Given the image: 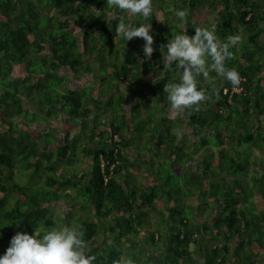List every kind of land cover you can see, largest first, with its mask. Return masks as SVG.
Masks as SVG:
<instances>
[{"label":"trees","instance_id":"trees-1","mask_svg":"<svg viewBox=\"0 0 264 264\" xmlns=\"http://www.w3.org/2000/svg\"><path fill=\"white\" fill-rule=\"evenodd\" d=\"M105 6L0 0V254L17 231L68 224L93 264H264V0H153L149 59L115 32L144 21L106 23ZM177 9L189 36L241 37L225 62L240 81L199 77L207 98L173 115L160 49Z\"/></svg>","mask_w":264,"mask_h":264},{"label":"clouds","instance_id":"clouds-1","mask_svg":"<svg viewBox=\"0 0 264 264\" xmlns=\"http://www.w3.org/2000/svg\"><path fill=\"white\" fill-rule=\"evenodd\" d=\"M120 12L131 13L144 21L134 25L120 20L115 25V32L123 41L142 38L144 58L149 59L154 51L153 36L150 34L153 0H106V23H111ZM187 15L186 9L175 10L180 31L171 35L160 49L164 68L161 72L169 70L178 73V77L169 80L163 88L173 115L198 107L207 98L205 89L198 87L199 77L211 78L210 74L215 73L233 86L240 81L239 73L234 68H228L225 62L231 58V49L241 37L230 34L221 40L215 24L196 27L194 35L189 36L183 27ZM85 247L83 232L75 225L53 227L42 235L36 230L32 234L17 231L10 238L4 253L0 254V264H93L95 256L87 255Z\"/></svg>","mask_w":264,"mask_h":264},{"label":"rangeland","instance_id":"rangeland-1","mask_svg":"<svg viewBox=\"0 0 264 264\" xmlns=\"http://www.w3.org/2000/svg\"><path fill=\"white\" fill-rule=\"evenodd\" d=\"M173 8H174V6H172L171 5V11H173ZM164 10H168V8H166V7H164L163 8ZM160 10H162V9H159L158 11H160ZM169 10V11H170ZM160 12H162V11H160ZM204 14H206L207 15V12H203ZM161 15H162V13H161ZM172 15L174 16L175 15V13H172ZM176 17V16H175ZM165 18H166V16H165ZM217 18V15H216V13H215V15L214 14H209L208 15V19H209V21H211V22H214V20ZM176 21V19L174 18L173 20H172V22H175ZM73 32H74V34H75V37H76V39L78 40V41H80V34L79 33H77L76 32V30H75V28H74V30H73ZM256 54H258V53H256ZM232 56H233V53H232ZM147 77H150V75H148ZM85 91H86V93H88V91H89V89H88V87H86L85 89H84ZM146 93V95H148V92H145ZM128 96V95H127ZM129 97V96H128ZM148 97V96H147ZM25 107H28V108H30L29 106H28V104H25ZM13 121L16 123V122H18V119H16V118H13ZM60 121H58V122H54L53 123V125H56L57 124V128H58V123H59ZM33 127H34V125H33ZM42 127L43 126H39L38 127V130L40 131V130H42ZM20 129H22V126H20ZM62 130V127H60L59 128V130H57V129H55L54 130V133L55 134H59V132ZM61 133V132H60ZM40 146L41 147H43V143H40ZM262 160V159H261ZM251 170H252V167H251ZM254 171L252 170V173H253ZM251 173V174H252ZM17 179H18V177H17ZM28 176H22V177H20L19 178V180H20V182L21 183H26V182H28ZM35 187V186H34ZM190 201V200H189ZM192 201V200H191ZM194 201H192V203H193ZM259 205V204H258ZM260 206V205H259ZM50 207L54 210V212L56 213V214H65L66 213V211H67V206H66V204H65V202H62V201H60V202H56V203H52V204H50ZM79 211V210H78Z\"/></svg>","mask_w":264,"mask_h":264},{"label":"crops","instance_id":"crops-1","mask_svg":"<svg viewBox=\"0 0 264 264\" xmlns=\"http://www.w3.org/2000/svg\"><path fill=\"white\" fill-rule=\"evenodd\" d=\"M145 77H146L147 79L150 78V77H147V76H145ZM58 125H59L58 128H57V124L55 125V127H56L57 130H59V128L62 127V123H61V121L58 123ZM19 128H20V125H19ZM22 128H23V127H22ZM129 152H130V154H132V155L134 154V153L132 152V150L128 151V153H129ZM191 200L194 201L193 203L197 204V201H195L196 199H194V198L190 199V201L188 200L187 203H192Z\"/></svg>","mask_w":264,"mask_h":264},{"label":"built area","instance_id":"built-area-1","mask_svg":"<svg viewBox=\"0 0 264 264\" xmlns=\"http://www.w3.org/2000/svg\"><path fill=\"white\" fill-rule=\"evenodd\" d=\"M101 166H103V164H101Z\"/></svg>","mask_w":264,"mask_h":264}]
</instances>
